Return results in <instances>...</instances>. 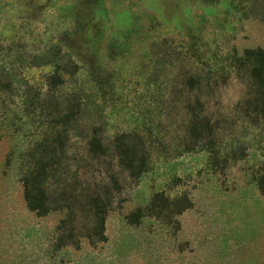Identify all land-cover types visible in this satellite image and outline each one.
Wrapping results in <instances>:
<instances>
[{"label":"rangeland","instance_id":"rangeland-1","mask_svg":"<svg viewBox=\"0 0 264 264\" xmlns=\"http://www.w3.org/2000/svg\"><path fill=\"white\" fill-rule=\"evenodd\" d=\"M57 44L77 56L80 80L100 82L84 118L109 141L137 133L147 165L122 170L113 146L77 162L71 140L44 177L40 216L22 180L54 125L42 99ZM254 49L264 51V0H0V264H264V116L243 54ZM191 67L209 85L190 89ZM62 190L80 198L73 215L58 208ZM92 192L108 203L101 240Z\"/></svg>","mask_w":264,"mask_h":264},{"label":"trees","instance_id":"trees-1","mask_svg":"<svg viewBox=\"0 0 264 264\" xmlns=\"http://www.w3.org/2000/svg\"><path fill=\"white\" fill-rule=\"evenodd\" d=\"M168 39L163 38L160 43L152 42L151 47L157 48L161 43H167ZM169 42H171L169 40ZM52 58L46 59V64L53 66L52 75L48 78L47 91L42 102L48 107L53 108L56 114L54 125L49 126V132L45 133L37 151L31 156L32 161L28 162L25 175L23 176V193L24 201L30 211H36L42 216L47 213L50 206L46 189L42 182L47 173L56 170L64 165L67 160V146L71 140H77L81 151L75 155L77 162L83 161L84 158L93 163L100 158L105 157L110 147L113 146L114 157L119 159V165L122 170L133 173H142L147 165L145 155V142L135 132H122L112 141L107 137L104 125L98 127V121L84 118L90 106L95 105V97L98 95L100 86L97 79L82 81L79 79L84 67L76 61V55L70 52V46L57 44L53 46ZM244 56L249 61L250 78L252 82L251 97L254 104L253 113L257 112L264 116V51L262 49L245 50ZM161 61H165L161 59ZM95 63V62H94ZM156 66V65H155ZM77 78H74L77 76ZM69 76L72 78L69 79ZM208 75H202L197 68H189L186 84L192 89L194 84H198L204 79L207 83L211 78ZM209 85V83H208ZM52 92V94H51ZM199 109L195 110L188 104L187 108L191 109L192 124L196 127L201 121V108L203 107L200 100L195 102ZM72 123L77 129L78 134H70L66 125ZM206 125L208 123L206 122ZM195 129V128H194ZM73 133V132H71ZM138 135V136H137ZM112 144V145H110ZM87 156V157H85ZM114 167V166H113ZM114 183H119L116 179ZM74 192H65L62 190L60 201L63 203L58 208L67 210L70 214L75 213L72 203L80 199L79 196L73 195ZM88 205L94 209V224L96 225L99 240L103 236V223L107 211L106 199L97 192L90 193ZM58 200V199H57ZM59 201V200H58ZM71 201V202H70ZM70 202V203H69ZM73 206V207H72ZM71 234V233H70ZM71 235L58 237L59 241L69 239ZM58 241V240H57Z\"/></svg>","mask_w":264,"mask_h":264}]
</instances>
